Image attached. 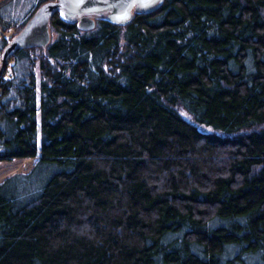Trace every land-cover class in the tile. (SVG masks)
<instances>
[{
	"label": "trees",
	"instance_id": "1",
	"mask_svg": "<svg viewBox=\"0 0 264 264\" xmlns=\"http://www.w3.org/2000/svg\"><path fill=\"white\" fill-rule=\"evenodd\" d=\"M12 1L0 57L49 0ZM49 30L0 65V162L36 159L0 181V264H264V0Z\"/></svg>",
	"mask_w": 264,
	"mask_h": 264
},
{
	"label": "water",
	"instance_id": "2",
	"mask_svg": "<svg viewBox=\"0 0 264 264\" xmlns=\"http://www.w3.org/2000/svg\"><path fill=\"white\" fill-rule=\"evenodd\" d=\"M163 0H49L41 4L25 23L22 29L12 37L4 47L0 65L10 58L17 47L46 46L50 41L49 19L56 11H61L66 20L76 19L82 30L92 29L95 17L105 15L119 25L128 24L133 9L153 12Z\"/></svg>",
	"mask_w": 264,
	"mask_h": 264
},
{
	"label": "rangeland",
	"instance_id": "3",
	"mask_svg": "<svg viewBox=\"0 0 264 264\" xmlns=\"http://www.w3.org/2000/svg\"><path fill=\"white\" fill-rule=\"evenodd\" d=\"M33 1L34 0H13L11 3L3 7L4 8L3 13L5 16L10 17L11 19L20 20L24 16V14H26V12L30 9V7L34 3ZM12 32H13L12 29H9L5 32H0V39L2 38L9 39L13 35ZM50 38L51 39L55 38V35L53 32H51ZM11 63H12V60L8 61L7 65L10 66ZM10 74H11L10 70L7 69L6 72L4 73L3 78H6V79L10 78ZM179 111L183 115V117H185L187 120L193 121L191 116L188 113H186L184 110L179 108ZM261 127H264V124H262L261 126H258L257 129H260ZM35 160L36 159L34 158H16L12 161H1L0 162V181L3 178L15 172L29 171L32 168Z\"/></svg>",
	"mask_w": 264,
	"mask_h": 264
}]
</instances>
